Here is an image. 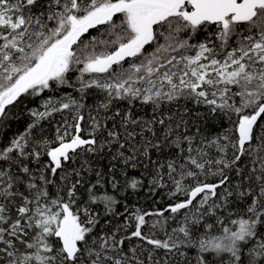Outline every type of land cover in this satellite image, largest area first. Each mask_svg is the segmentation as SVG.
Instances as JSON below:
<instances>
[{
	"label": "snow or ice",
	"instance_id": "snow-or-ice-1",
	"mask_svg": "<svg viewBox=\"0 0 264 264\" xmlns=\"http://www.w3.org/2000/svg\"><path fill=\"white\" fill-rule=\"evenodd\" d=\"M0 264H264V0H0Z\"/></svg>",
	"mask_w": 264,
	"mask_h": 264
}]
</instances>
